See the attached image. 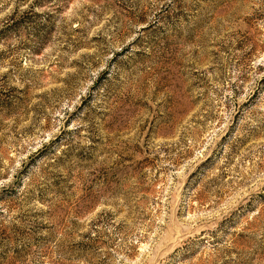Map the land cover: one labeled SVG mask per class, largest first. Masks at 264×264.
Segmentation results:
<instances>
[{"label": "rangeland", "instance_id": "obj_1", "mask_svg": "<svg viewBox=\"0 0 264 264\" xmlns=\"http://www.w3.org/2000/svg\"><path fill=\"white\" fill-rule=\"evenodd\" d=\"M0 264H264V0H0Z\"/></svg>", "mask_w": 264, "mask_h": 264}]
</instances>
